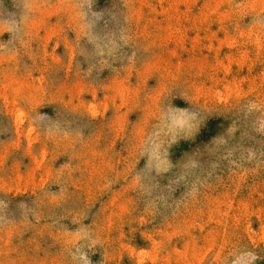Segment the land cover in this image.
I'll list each match as a JSON object with an SVG mask.
<instances>
[{"label": "rangeland", "instance_id": "1", "mask_svg": "<svg viewBox=\"0 0 264 264\" xmlns=\"http://www.w3.org/2000/svg\"><path fill=\"white\" fill-rule=\"evenodd\" d=\"M0 264H264V0H0Z\"/></svg>", "mask_w": 264, "mask_h": 264}]
</instances>
